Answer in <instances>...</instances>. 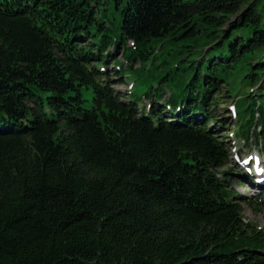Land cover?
I'll return each mask as SVG.
<instances>
[{
  "label": "trees",
  "instance_id": "trees-1",
  "mask_svg": "<svg viewBox=\"0 0 264 264\" xmlns=\"http://www.w3.org/2000/svg\"><path fill=\"white\" fill-rule=\"evenodd\" d=\"M223 97L264 137V0H0V264H264Z\"/></svg>",
  "mask_w": 264,
  "mask_h": 264
},
{
  "label": "rangeland",
  "instance_id": "rangeland-1",
  "mask_svg": "<svg viewBox=\"0 0 264 264\" xmlns=\"http://www.w3.org/2000/svg\"><path fill=\"white\" fill-rule=\"evenodd\" d=\"M115 60L121 61L122 57L120 56V51L118 50L115 54ZM161 59V57H159ZM139 64L136 62L134 64L135 66H138ZM160 70V71H159ZM158 74L165 73V70L157 69L155 70ZM179 74H182L181 71H178ZM125 72L122 76H120V81L118 83H115L113 87L123 93V96L126 97V92L129 91V93H132L133 98H140L142 96V93L150 90V92H153L152 89H149V82H143V76L134 77L133 73ZM192 76L193 73L190 69H187V72L185 75L181 78L182 81L186 82L187 77ZM179 79V75L177 76ZM163 99H167L169 93H171L175 99L181 98L183 91H181L182 83H175L173 85L171 84H164L163 85ZM82 97L86 99L87 103L91 98V92L90 89H86L82 91ZM220 103L218 104V109L216 111L217 115H220L221 118H223L222 121V128H220L219 132L217 133L218 139L221 142H225V162L224 166L229 171V186L231 188V191L236 196L238 200H244V201H255L257 202V205L248 204L246 202L240 203L241 209H242V216L245 221L254 224L258 228L264 229V192L263 188L257 187L254 183L252 184L253 180L251 179L246 180L244 177H242V173L244 174L243 167L239 166V161H235L234 155L238 154L239 158L241 159L243 156H251L257 152L259 160H264V137H259V135H262L263 132H259L254 134V137L257 139L256 143L250 140L248 142V146L244 147V144L242 141H238L235 143V139L232 138V130L234 128L235 124V116L232 113V110L230 107H232V98L229 97H223L220 98ZM222 100H226V102H222ZM141 101L138 99V104L140 105ZM144 103V102H143ZM147 102L145 101L144 104ZM146 111V110H145ZM228 111V112H227ZM147 112V111H146ZM231 112V113H229ZM210 125V124H209ZM225 129V130H221ZM242 152L243 154H240ZM241 167V169H240ZM250 170V165H248ZM249 172V171H248ZM264 177V173L261 175ZM253 179L254 176H253ZM256 180V179H255ZM262 187H264L262 185ZM241 200V201H242Z\"/></svg>",
  "mask_w": 264,
  "mask_h": 264
},
{
  "label": "bare ground",
  "instance_id": "bare-ground-1",
  "mask_svg": "<svg viewBox=\"0 0 264 264\" xmlns=\"http://www.w3.org/2000/svg\"><path fill=\"white\" fill-rule=\"evenodd\" d=\"M258 164H260V168H258V167H254V169H253V172H258L260 169H262L263 170V172H264V160H259L258 161ZM241 168V167H240ZM250 171V170H249Z\"/></svg>",
  "mask_w": 264,
  "mask_h": 264
}]
</instances>
